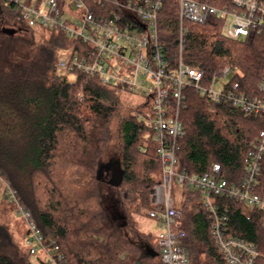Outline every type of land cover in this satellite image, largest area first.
Masks as SVG:
<instances>
[{
	"label": "trees",
	"instance_id": "obj_1",
	"mask_svg": "<svg viewBox=\"0 0 264 264\" xmlns=\"http://www.w3.org/2000/svg\"><path fill=\"white\" fill-rule=\"evenodd\" d=\"M195 1L219 8H230L233 2ZM209 20L203 25L184 24V62L203 69L208 79L233 64L241 71L233 81L247 95L259 96L264 31L231 39L222 32V19ZM22 23L20 14L0 0V29L18 30ZM158 24L160 40L175 62L180 25L176 0L165 1ZM72 44L59 32L48 41L25 46L28 56L15 54L0 65V177L33 215L42 234L57 241L66 264H161L153 235L140 231L134 219L145 210L158 209L150 197L162 175L154 133L132 111L122 114L117 108L123 94L119 88L83 76L69 82L59 74L57 55ZM82 86L84 98L79 100L76 95ZM187 94L181 114L186 136L177 154L182 170L205 174L219 164L229 186H239L264 117H248L227 104L210 103L192 90ZM113 157L124 173L116 187L99 173ZM257 192L264 196V173ZM174 196L191 264H227L212 238L202 193L183 185L174 189ZM213 199L229 209L230 234L253 242L260 252L258 263L264 264V212L255 210L246 217L239 201L227 196ZM25 252L20 256L7 227L0 225V264H33Z\"/></svg>",
	"mask_w": 264,
	"mask_h": 264
},
{
	"label": "built area",
	"instance_id": "obj_2",
	"mask_svg": "<svg viewBox=\"0 0 264 264\" xmlns=\"http://www.w3.org/2000/svg\"><path fill=\"white\" fill-rule=\"evenodd\" d=\"M22 17L28 30L60 32L73 44L57 55L56 68L69 75L96 79L104 86L141 97L144 111L139 120L154 133L162 165V181L152 193L147 218L155 224L153 244L159 249L161 264H191L182 244L185 232L179 225L174 189L187 185L200 191L212 221L211 235L227 264H259L260 252L250 241L229 232V209L213 197L227 196L252 211L264 212V196L257 192L264 173V122L252 142L245 161V177L239 186H229L214 164L205 174H189L178 161L180 142L186 136L181 114L187 107L188 91H195L210 103L227 104L249 117H264V79L259 96L243 92L234 78L241 71L227 65L213 78L203 69L183 60L185 23L203 25L210 18L223 21L222 32L231 39L251 38L264 31V0H233L230 8H219L195 0H176L179 8V57L172 62L159 36V14L166 0H6ZM83 91V87L80 88ZM82 95V93H80ZM3 181V180H2ZM6 198L26 227L25 246L31 257L45 264H66L56 240H48L33 215L17 200L9 183ZM264 228V217L262 220Z\"/></svg>",
	"mask_w": 264,
	"mask_h": 264
},
{
	"label": "rangeland",
	"instance_id": "obj_3",
	"mask_svg": "<svg viewBox=\"0 0 264 264\" xmlns=\"http://www.w3.org/2000/svg\"><path fill=\"white\" fill-rule=\"evenodd\" d=\"M20 28L21 30H19ZM26 28L27 27L25 23L24 24L22 23V25H18V30H15L14 33H6L5 30L9 28H3L2 30L0 29V65L8 64L7 62L15 54L16 55L20 54L22 56H28L29 55L28 53L30 52L23 51L25 46L29 45L30 43L33 45V44H38L44 41H48L51 39L53 34L57 35L59 33L58 31H52V30L26 31L25 30ZM59 74L61 76H65L69 82H74L77 77L76 75H69L63 71H61ZM80 93H82V95H80ZM76 96L79 100H82L84 98V90L81 92L79 89ZM119 96H121V100H120V103L117 105V108L122 110L121 111L123 112L122 114L128 113V111H132L134 114L137 115L139 119V115L144 111V106H143L144 99H142L141 97H134L126 93L120 94ZM113 128H115V124ZM112 159L118 160L115 157H113ZM101 177L103 181L105 182L109 180L105 172H103ZM161 181H162V175H161L160 182ZM154 189H152L151 191V196H150L151 204H152V193ZM6 194H7V187L0 177V213H1V210L3 211L4 207L7 206L5 205L7 204L5 201ZM147 211L148 210H145L141 215H135L134 219L136 220L140 231L144 232L145 234L152 235L156 232V228H155V224L153 223V221L147 218ZM12 213L13 215H11L12 222L10 224V232L8 231L9 236L11 237V240L13 244L15 245L16 249L19 250L20 256H23L25 255L26 253L25 251L27 250L25 243H24V232L26 230V227H25L24 222L21 219H19L16 214H14V211H12ZM6 249L8 250L9 248H6ZM10 252L12 253V250ZM31 261L33 264H38L37 258L31 257Z\"/></svg>",
	"mask_w": 264,
	"mask_h": 264
},
{
	"label": "crops",
	"instance_id": "obj_4",
	"mask_svg": "<svg viewBox=\"0 0 264 264\" xmlns=\"http://www.w3.org/2000/svg\"><path fill=\"white\" fill-rule=\"evenodd\" d=\"M103 172H105L106 173V176H108V179L111 180V178H112V172H111V170H107L106 168H104L102 170V172H100V176H102ZM176 187H179V186H176ZM5 201L7 203L5 205H7V206L4 207V210L3 211L1 210V213H0V216H1V218H0V220H1L0 221V225L6 226L7 229H8V231L10 232V224L12 222V216L11 215H13L12 211H14V210H13V206L9 203V201L7 200L6 197H5ZM176 207H177V203H176ZM252 213H253V211L249 207L244 206V205L242 206V214L244 216L250 217L252 215ZM14 214H15V212H14ZM25 234H26V230L24 232V236H25Z\"/></svg>",
	"mask_w": 264,
	"mask_h": 264
},
{
	"label": "water",
	"instance_id": "obj_5",
	"mask_svg": "<svg viewBox=\"0 0 264 264\" xmlns=\"http://www.w3.org/2000/svg\"><path fill=\"white\" fill-rule=\"evenodd\" d=\"M6 33H14L15 30L7 29L5 30ZM106 168L107 170H111L112 172V178L108 181V184L111 186H119L123 179V170L121 168V164L119 160L111 159L109 162L104 163L99 168V173L102 172V170ZM150 254L153 256L158 255V253H153L150 249H148Z\"/></svg>",
	"mask_w": 264,
	"mask_h": 264
},
{
	"label": "bare ground",
	"instance_id": "obj_6",
	"mask_svg": "<svg viewBox=\"0 0 264 264\" xmlns=\"http://www.w3.org/2000/svg\"><path fill=\"white\" fill-rule=\"evenodd\" d=\"M170 1V0H169ZM210 21V20H209ZM2 30V29H1Z\"/></svg>",
	"mask_w": 264,
	"mask_h": 264
}]
</instances>
